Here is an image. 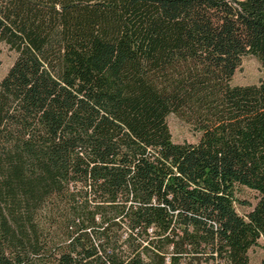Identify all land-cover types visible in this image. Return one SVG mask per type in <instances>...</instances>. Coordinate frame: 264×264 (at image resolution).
Masks as SVG:
<instances>
[{
    "label": "trees",
    "instance_id": "1",
    "mask_svg": "<svg viewBox=\"0 0 264 264\" xmlns=\"http://www.w3.org/2000/svg\"><path fill=\"white\" fill-rule=\"evenodd\" d=\"M0 42V264H250L264 0H0Z\"/></svg>",
    "mask_w": 264,
    "mask_h": 264
},
{
    "label": "rangeland",
    "instance_id": "2",
    "mask_svg": "<svg viewBox=\"0 0 264 264\" xmlns=\"http://www.w3.org/2000/svg\"><path fill=\"white\" fill-rule=\"evenodd\" d=\"M14 57V52L4 43L0 42V76L6 72L13 62ZM263 74L264 70L259 61L253 56H246L242 59L241 65L235 71L231 84H257ZM167 122L174 142H196L200 137L198 131H195L191 125L174 114H170L167 117ZM257 195V192L254 190L241 187L237 192V197L244 204L238 201L235 205L238 214L245 216L256 203ZM248 255L250 264H264V241L262 239L259 240V244L252 247Z\"/></svg>",
    "mask_w": 264,
    "mask_h": 264
}]
</instances>
